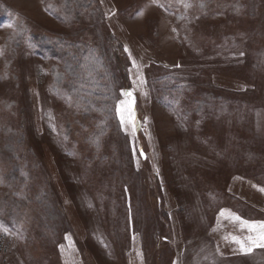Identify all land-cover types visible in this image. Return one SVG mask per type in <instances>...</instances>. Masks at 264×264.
Here are the masks:
<instances>
[{"label":"rangeland","instance_id":"obj_1","mask_svg":"<svg viewBox=\"0 0 264 264\" xmlns=\"http://www.w3.org/2000/svg\"><path fill=\"white\" fill-rule=\"evenodd\" d=\"M260 188L264 0H0V264H264Z\"/></svg>","mask_w":264,"mask_h":264},{"label":"snow or ice","instance_id":"obj_2","mask_svg":"<svg viewBox=\"0 0 264 264\" xmlns=\"http://www.w3.org/2000/svg\"><path fill=\"white\" fill-rule=\"evenodd\" d=\"M155 2V0H154ZM185 7H191L190 4H185ZM142 15V13H140ZM8 27H12V25H8ZM33 46V45H30ZM125 51L127 52L128 49L125 48ZM241 55H243V53H241ZM131 59V56L129 57ZM136 62L133 61V67H136ZM140 83L143 84V80H140ZM122 95L124 96H128L131 97L132 96V92L129 91H125L122 92ZM119 111V108H118ZM126 111L130 114V123L135 124V114L134 111L132 110L131 106H129L128 109H126ZM120 120H121V124L123 125L125 122V117L123 114L120 115ZM255 187V186H254ZM259 191H261L262 193H264V188H260ZM221 215H224V211L221 212ZM234 220L237 221H241L242 225H245L248 227L250 232L255 233V235H250L249 237H247V242L244 241H240L237 240L235 237H233V240L239 245V253L241 255H252L254 254L256 249H264V222H249V221H243L241 220V218L239 216H233L232 217ZM0 228H2V226H0ZM3 231L7 233L8 229L3 228ZM67 239V237H66ZM61 251L63 252L64 249L61 248Z\"/></svg>","mask_w":264,"mask_h":264}]
</instances>
